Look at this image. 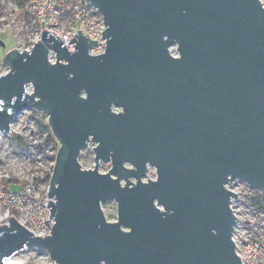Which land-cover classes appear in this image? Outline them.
<instances>
[{
  "label": "water",
  "instance_id": "water-1",
  "mask_svg": "<svg viewBox=\"0 0 264 264\" xmlns=\"http://www.w3.org/2000/svg\"><path fill=\"white\" fill-rule=\"evenodd\" d=\"M86 1L108 26L104 54L89 55L96 41L80 30L70 53L45 29L31 52L4 57L0 133L37 109L60 146L51 234L12 217L0 225V264H21L13 256L26 246L54 264H242L237 193L226 185L243 180L264 192V4ZM90 140L95 166L85 169L79 156ZM149 167L156 178L144 181ZM112 200L115 221L102 208Z\"/></svg>",
  "mask_w": 264,
  "mask_h": 264
},
{
  "label": "built area",
  "instance_id": "built-area-1",
  "mask_svg": "<svg viewBox=\"0 0 264 264\" xmlns=\"http://www.w3.org/2000/svg\"><path fill=\"white\" fill-rule=\"evenodd\" d=\"M261 1L264 4L263 0ZM26 9L27 13L34 18L37 27L29 34L24 46L19 50L31 52L36 42L41 40L42 30L47 29L57 39L62 40V45L65 44L70 53L76 51L74 46L76 41L69 42L73 36L77 39L75 34L79 36L78 30L81 31L82 36L85 35L88 41H96V44H90L88 47L89 55L98 56L106 52L108 38L103 33L108 26L103 14L86 0H26ZM171 50L173 54L176 53L173 47ZM56 54V51L50 48L49 61L51 63L57 61ZM61 62L65 63L66 61L61 60ZM8 71L7 64L0 67V75L6 74ZM114 109L117 111V108ZM58 149H51L46 157L43 155L38 157L37 162L40 169L37 171L34 181L28 180L23 183L16 181V189L10 188V186L8 189L0 188V203L6 207L7 211L1 218L0 225L9 224V220L12 218L11 210H15L18 221L35 235L45 238L51 234L55 217H50L51 211L48 203L49 200L54 201L55 198L49 196V190ZM152 169L155 176L151 175ZM155 178L156 169L149 167L143 180L148 181ZM35 180L37 181L35 182ZM238 181L241 180H234L226 185L237 193V197L231 199V207L236 214L233 232L236 251L242 259V264H264V192L249 186L242 180L255 193L253 196H248V204L242 206L243 203L240 201L238 206L237 200L241 199L239 197L241 193L237 187ZM46 219H50V221L48 220L49 225L45 223ZM29 248L34 247L26 246L16 253L13 259L16 260L18 254ZM16 261L24 264L21 259Z\"/></svg>",
  "mask_w": 264,
  "mask_h": 264
},
{
  "label": "rangeland",
  "instance_id": "rangeland-1",
  "mask_svg": "<svg viewBox=\"0 0 264 264\" xmlns=\"http://www.w3.org/2000/svg\"><path fill=\"white\" fill-rule=\"evenodd\" d=\"M36 27L34 18L27 13L26 0H0V67L5 65L6 53L14 48H22ZM47 118L45 112L28 108L16 116L12 123V132L0 133V188L9 185L10 188L16 189L15 182H9L11 179L22 183L34 181L40 169L38 157L40 155L46 157L51 149L59 148V141L53 135ZM42 122L47 123L48 127L43 126ZM95 146L96 143L90 140L88 147L82 150L79 156L82 168L89 169L95 166ZM110 168L111 160L100 161V172H109ZM151 175L155 176L153 169ZM237 187L241 193L239 196L241 199L237 200L238 206L240 201L243 203L242 206L248 204V196H253L255 191L243 181H238ZM103 206L106 218L110 221L117 220V202L108 201ZM5 208L0 203V220L7 212ZM18 259L23 260L24 264L55 263L47 251L35 248L21 252L16 256V260Z\"/></svg>",
  "mask_w": 264,
  "mask_h": 264
},
{
  "label": "trees",
  "instance_id": "trees-1",
  "mask_svg": "<svg viewBox=\"0 0 264 264\" xmlns=\"http://www.w3.org/2000/svg\"><path fill=\"white\" fill-rule=\"evenodd\" d=\"M42 125L45 126V127H48L47 123H45V122H42ZM9 182H16V179H11V180H9ZM3 187L5 189H8L9 188V185L3 186ZM11 215L12 216H17V211L11 210Z\"/></svg>",
  "mask_w": 264,
  "mask_h": 264
},
{
  "label": "bare ground",
  "instance_id": "bare-ground-1",
  "mask_svg": "<svg viewBox=\"0 0 264 264\" xmlns=\"http://www.w3.org/2000/svg\"><path fill=\"white\" fill-rule=\"evenodd\" d=\"M11 132H12V130H11Z\"/></svg>",
  "mask_w": 264,
  "mask_h": 264
}]
</instances>
